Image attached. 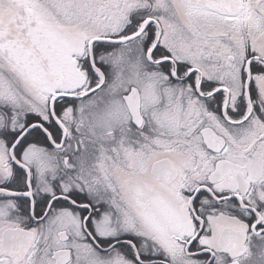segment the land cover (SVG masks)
I'll use <instances>...</instances> for the list:
<instances>
[{"label": "snow or ice", "instance_id": "snow-or-ice-1", "mask_svg": "<svg viewBox=\"0 0 264 264\" xmlns=\"http://www.w3.org/2000/svg\"><path fill=\"white\" fill-rule=\"evenodd\" d=\"M0 264H264V0H0Z\"/></svg>", "mask_w": 264, "mask_h": 264}]
</instances>
